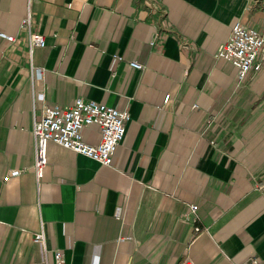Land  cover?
Wrapping results in <instances>:
<instances>
[{
    "label": "crops",
    "instance_id": "crops-1",
    "mask_svg": "<svg viewBox=\"0 0 264 264\" xmlns=\"http://www.w3.org/2000/svg\"><path fill=\"white\" fill-rule=\"evenodd\" d=\"M238 22L264 0H0V264H264V62L215 57ZM79 98L129 112L113 163L51 142L38 180L34 124Z\"/></svg>",
    "mask_w": 264,
    "mask_h": 264
},
{
    "label": "built area",
    "instance_id": "built-area-1",
    "mask_svg": "<svg viewBox=\"0 0 264 264\" xmlns=\"http://www.w3.org/2000/svg\"><path fill=\"white\" fill-rule=\"evenodd\" d=\"M29 23V19L23 21V25ZM13 43L15 37L5 31L0 30V41ZM157 38L151 41L155 46ZM46 45L45 37L41 34H30L29 48L44 47ZM215 57L229 61L237 69L238 79L243 81L253 71H259L264 62V25L261 28H251L236 23L230 33L229 38L219 47ZM134 69H143L144 67L131 62ZM40 74L41 70L38 69ZM43 101V95L39 96ZM170 94L164 98L167 104ZM130 120V114L127 110H119L109 107L96 101H86L82 98L76 100L71 106H48L43 107L42 116L34 124L33 134L35 138V163L34 170L37 179L43 177L44 169L48 163V144L57 143L62 147L72 150L75 153L88 157L101 165L111 166L118 146L124 140L126 135V124ZM89 126H96L101 132V141L93 146L84 142L83 129ZM18 172H13L17 174ZM9 176L5 178L8 180ZM197 205H191L190 211L186 217L193 223H198ZM203 228L196 225L194 230L199 233ZM206 229V228H204ZM34 240L42 247L46 255L48 247L46 237L41 230L34 236ZM54 264H66L63 253L60 250H53ZM179 264H192L189 258L181 261ZM256 264V261L249 263Z\"/></svg>",
    "mask_w": 264,
    "mask_h": 264
}]
</instances>
